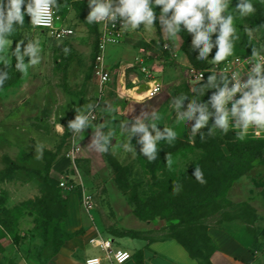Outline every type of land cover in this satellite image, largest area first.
Segmentation results:
<instances>
[{"label":"rangeland","instance_id":"374dc122","mask_svg":"<svg viewBox=\"0 0 264 264\" xmlns=\"http://www.w3.org/2000/svg\"><path fill=\"white\" fill-rule=\"evenodd\" d=\"M257 1L263 10L258 20L256 11L245 18L235 15L239 39L228 58L248 59L253 46L264 44V2ZM237 2L229 0L230 12L235 13ZM56 10L60 22L74 30L70 36L56 39L34 27L26 15L17 28L19 36L9 38L11 50L25 37L39 39L42 52L26 74L16 70L9 55V79L0 88V264H49L66 232H78L71 248L76 257L86 256L90 240L101 234L121 246L124 240L131 246L130 238L152 242L173 236L194 240L204 233L212 240V235L237 236L246 245L250 264H264V130L259 135L250 130L240 140L234 129L208 136L205 128L203 140L199 134L189 139L195 121L178 124L169 108L172 97L188 95L187 110L195 90L216 68L211 59L217 49L199 61L193 34L182 30L173 42L157 19L150 31L142 25L108 47L112 77L122 79L113 78L101 88L92 75L96 36L95 24L86 22L88 0H62ZM160 10L158 6L157 17ZM63 48L69 49L67 54ZM248 67L252 65L245 71ZM191 69L205 71L206 79L191 81ZM155 79L163 83L162 90L145 98ZM214 91L197 99L206 101ZM89 103L97 106L91 112L95 118L90 117L92 127L85 133L75 135L79 150L73 159L68 156V124L77 115L75 109L88 112ZM152 111L161 130L172 127L177 138L172 144L159 142L157 159L149 162L140 153L138 136L132 138L137 152L120 147L130 139L121 122ZM99 128L115 134L108 153L88 148ZM5 155L23 168H9ZM195 167L206 183L193 177ZM174 184L181 188L178 194Z\"/></svg>","mask_w":264,"mask_h":264},{"label":"clouds","instance_id":"9594fccd","mask_svg":"<svg viewBox=\"0 0 264 264\" xmlns=\"http://www.w3.org/2000/svg\"><path fill=\"white\" fill-rule=\"evenodd\" d=\"M56 5L57 0H0V65L4 66L0 68V88L9 79V73L5 70L9 55L14 56L15 68L22 74H26L29 66H34L41 60L42 47L39 39L25 37L26 45L24 40L11 50L9 37L18 27L24 25L26 15H30L32 25L47 26L51 10ZM88 6V24L115 25L120 20L121 28L125 31L136 30L142 25L146 31H150L159 19L163 34L173 42L186 29L187 33L193 34L192 48L199 51V61L208 60L213 48L217 49L211 59L214 64H219L234 54L235 43L239 39L234 26L235 15L245 18L256 11L252 0H238L233 7L235 13L229 11V0H88ZM158 6L161 10L157 17ZM45 10L49 13L47 18L42 15ZM63 51L67 54L69 49L63 48ZM26 58H30L28 62ZM248 60L252 67H248L243 73L236 69L219 74L210 71L207 82L195 90L192 102L187 104V110L185 105L189 100L188 95L174 96L169 101L176 123L186 121L189 124L195 121L191 126L189 139L199 134L203 140L205 132L201 129L205 128L208 136L215 135L216 130L227 134L230 128L234 129L240 140H244L250 130L256 135H259V130H264V44L253 46ZM245 73L246 80L243 79ZM211 89L215 91L208 100L197 99ZM87 107L88 112L76 108L75 119L69 121L68 128L74 135L85 133L86 129L92 127L90 114L97 106L89 103ZM158 119V114L152 111L150 115L142 113L134 121L126 119L121 122V131L130 138L121 141L120 147L123 151L137 152L132 138L138 136L136 143L141 146V155L149 162L155 161L158 143L164 141L172 144L177 138V132L172 127L165 125L161 130L155 122ZM210 120L212 123L209 125ZM114 136L111 130L105 132L103 128L95 129L88 148L95 152L108 153L112 149ZM192 175L201 184L206 183L199 168L195 167ZM180 190L179 184H174V192L178 194Z\"/></svg>","mask_w":264,"mask_h":264},{"label":"built area","instance_id":"2783aa9c","mask_svg":"<svg viewBox=\"0 0 264 264\" xmlns=\"http://www.w3.org/2000/svg\"><path fill=\"white\" fill-rule=\"evenodd\" d=\"M42 15L46 18L49 16L47 10L42 12ZM34 26V25H33ZM121 21L118 20L115 25L109 24H98L99 34H98V51L95 56L93 62V78L97 80L99 86L102 88L103 86H107L110 82H112L113 77L111 71L106 62V52L110 45L120 44L128 34L135 30H123L121 28ZM38 29H42L49 33L56 39H64L71 34H73L74 30L67 27L66 25L60 22V17L57 14L56 8H53L50 13V22L47 26L40 25L34 26ZM129 65H132L129 63ZM249 64V60L246 58H242L240 56L227 58V60L216 64V68H212L213 71L220 73L225 72L228 73L231 70H238L241 73L245 72V67ZM250 67V66H249ZM246 74V73H245ZM191 81L197 82L200 80H204L206 78L205 71H199L195 69H191L190 71ZM245 79V75L243 76ZM246 80V79H245ZM163 83L159 79L153 80L150 84V87L144 92L145 98H153L157 96L162 90ZM239 94H237V98ZM91 119L95 118L94 114L90 115ZM75 135L72 132V136L69 138V142H72L71 148L68 150V156H71L73 159L76 158L77 151L79 150V145H77L75 141ZM61 186H65V182L62 181ZM90 243L103 252V255H92L85 259V264H104V259L108 261L110 264H123L128 260L132 259V253L126 249L116 247L115 239L112 237H103L96 236L90 240Z\"/></svg>","mask_w":264,"mask_h":264},{"label":"crops","instance_id":"0c3cea01","mask_svg":"<svg viewBox=\"0 0 264 264\" xmlns=\"http://www.w3.org/2000/svg\"><path fill=\"white\" fill-rule=\"evenodd\" d=\"M107 53V52H106ZM165 68V76H166ZM121 74V73H120ZM118 76V75H117ZM115 77L114 79H122V76ZM166 78V77H165ZM119 83V81H117ZM168 80V78H166ZM113 84V83H112ZM103 237H111L109 235L101 234ZM225 236H228L225 234ZM79 236H74L71 240L63 244V247L59 249L56 256L51 258L49 264H85V259L92 255H103V252L98 248L94 247L91 243L88 246H91L92 249L89 251L86 250V256L76 257L73 256V251L71 248L77 241ZM213 241L217 245L218 249L212 254L211 260L213 264H250L251 257L246 253V245L236 236L234 238L224 237L219 234L218 236L212 235ZM115 239V238H114ZM129 243L124 240L122 241L123 245L121 246L119 241L115 239V246L126 249L130 251L135 249V251H141L144 256L146 264H199L198 261L193 258L189 252L176 240V239H167L159 241H143L141 239H129ZM126 246V247H125ZM238 249V251H237ZM94 250V251H93ZM94 252V253H92ZM131 252V251H130ZM133 254V252H131ZM104 264H110L104 259ZM123 264H134V259Z\"/></svg>","mask_w":264,"mask_h":264},{"label":"trees","instance_id":"16d2710c","mask_svg":"<svg viewBox=\"0 0 264 264\" xmlns=\"http://www.w3.org/2000/svg\"><path fill=\"white\" fill-rule=\"evenodd\" d=\"M61 1L62 0H57L58 3ZM253 2H256L255 7H256V13L258 15V17H256V18L258 20L262 16L263 10L258 9L259 8V1L254 0ZM40 30H42V29H40ZM98 34H99V27H98V24H95L96 45H95L94 59H95V56H96L97 51H98ZM18 36H19V32L16 29L14 34L9 38L15 39ZM3 67H4L3 65H0V68H3ZM92 70H93V64H92ZM92 75H93V71H92ZM4 158L7 160L8 164H9L8 165L9 168H23L22 165L15 162L14 160H12L8 155H5ZM49 186L52 187L51 185H49ZM76 235H78V232H66L65 238L61 242L60 246L58 247L57 252L59 251L60 247L64 244L65 240L71 239L72 237H74ZM172 238L176 239L189 252V254L198 261L199 264H213V262L211 260V256L218 249V247L207 233L200 234L194 240H192V239L186 240V239H182V238L177 237V236H173ZM132 257L134 259V264H146L145 260H144L143 253L141 251H139V250L135 251L134 254H132Z\"/></svg>","mask_w":264,"mask_h":264}]
</instances>
